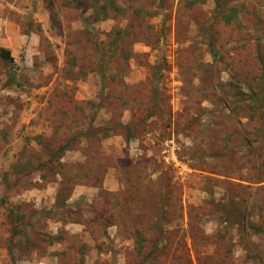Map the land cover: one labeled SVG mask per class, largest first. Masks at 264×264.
<instances>
[{
  "label": "rangeland",
  "instance_id": "obj_1",
  "mask_svg": "<svg viewBox=\"0 0 264 264\" xmlns=\"http://www.w3.org/2000/svg\"><path fill=\"white\" fill-rule=\"evenodd\" d=\"M1 24L34 42L0 56V264L45 250L40 186L102 264H264V0H0ZM109 167L120 191L66 203Z\"/></svg>",
  "mask_w": 264,
  "mask_h": 264
},
{
  "label": "crops",
  "instance_id": "obj_2",
  "mask_svg": "<svg viewBox=\"0 0 264 264\" xmlns=\"http://www.w3.org/2000/svg\"><path fill=\"white\" fill-rule=\"evenodd\" d=\"M29 38L30 35L28 33H23L21 31V27L19 26L11 27L5 24H1L0 26V48H5L9 51L11 49L16 50V48L22 47L25 43L34 42L29 40ZM117 174V168L109 167L99 184L83 182L75 186L73 185L71 193L66 199V203H70V201L80 195L87 196L89 199L93 198L100 190L110 193L120 191L123 186L121 181L118 179ZM60 189V186L56 187V189L53 186H49L47 189L42 186L33 187V189H28L27 192L22 191V193H19L18 196L20 197L21 194L22 198H27L28 200L32 199L34 202L33 206L37 210H52V217L41 216L39 210L34 218L36 221H42L43 225H41L40 229L46 231L50 235L49 242L45 250L36 260L37 264H62L64 256H70L72 264H75V260L77 258H82L81 264H102V260L106 261V257H108V255L100 251L99 248L94 247L85 251H79L77 249L78 245L73 239L77 234L84 243H88L91 246H93V244H91L92 242H90L87 238L88 233L85 231L86 222L84 221V218L76 220L69 217V210L65 213L62 212L64 210V206L58 201ZM47 194L49 199H42L43 197H46ZM25 199L17 200L19 203H16V206H18ZM68 205L70 206V204ZM59 211L63 214L61 213L57 218H54L56 213H59ZM85 248H88V245ZM79 249H81V247H79ZM35 254L37 253L35 252L34 255ZM99 257L100 261L98 263L97 260ZM71 263L68 260L64 264ZM107 264H110V261H108Z\"/></svg>",
  "mask_w": 264,
  "mask_h": 264
},
{
  "label": "trees",
  "instance_id": "obj_3",
  "mask_svg": "<svg viewBox=\"0 0 264 264\" xmlns=\"http://www.w3.org/2000/svg\"><path fill=\"white\" fill-rule=\"evenodd\" d=\"M0 56L4 59L10 58V51L5 48H0Z\"/></svg>",
  "mask_w": 264,
  "mask_h": 264
}]
</instances>
